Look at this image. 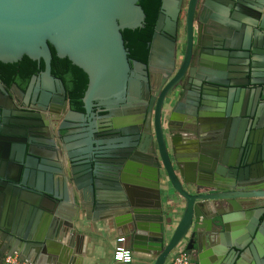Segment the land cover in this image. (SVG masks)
Listing matches in <instances>:
<instances>
[{
  "label": "water",
  "instance_id": "obj_1",
  "mask_svg": "<svg viewBox=\"0 0 264 264\" xmlns=\"http://www.w3.org/2000/svg\"><path fill=\"white\" fill-rule=\"evenodd\" d=\"M182 1L161 0L143 62L125 46L154 0H0V62L27 56L44 63L25 89L15 85L19 96L2 91L0 255L78 262L84 246L74 227L88 222L92 206L107 212V230L124 234L132 252L149 253L153 264H164L183 241L198 264L208 256L240 264L249 255L250 264H264V219H245L244 227L242 218L264 214V145L247 127L257 117L251 77L264 68V0H218L219 14L203 0L197 19L198 0H188L180 31ZM208 18L218 22L209 31ZM195 47L220 57L201 61ZM52 53L87 75L83 111L69 107L51 73ZM155 81L147 109L138 108L141 87L149 91ZM191 88L196 104L220 113L224 127L196 123L192 102L181 100ZM58 91L65 114L49 141L42 117L61 101ZM18 106L17 118H5ZM171 192L184 202L173 229ZM37 211L45 214L42 225Z\"/></svg>",
  "mask_w": 264,
  "mask_h": 264
},
{
  "label": "crops",
  "instance_id": "obj_2",
  "mask_svg": "<svg viewBox=\"0 0 264 264\" xmlns=\"http://www.w3.org/2000/svg\"><path fill=\"white\" fill-rule=\"evenodd\" d=\"M198 95V94H197ZM196 94L195 95H189L185 96V98L181 97V100L185 105L192 106L194 109V116L195 121H203L205 124H210L211 127H213L215 130H217L218 127L221 125H226V122L223 121L222 116H220L216 110H210L208 112L203 111L202 108H200V105L196 104ZM200 136H206V133L200 132ZM198 138H196L197 140ZM69 148V151L73 150L72 142H69L67 145ZM138 191V190H137ZM172 193V200H174V207H173V213H172V225L171 229H173L180 219L182 212L184 210V202L181 200L174 192ZM250 207L245 206V209H249ZM15 213H19L18 217L21 218L23 216L22 208L15 209ZM88 222H85L84 226L81 227L79 225H75L74 232L78 234L82 240H83V249L80 254V260L74 264H153L154 263V257L149 255V253L141 251H133L132 252V260L129 263L119 262L114 259V251L117 248L119 244H117L116 239L119 236H125L124 234H116L115 229L112 227H109V230H107L106 227V220L110 221L108 219V214L104 209L90 207L87 212ZM258 217L260 219H264V214L260 213L259 215L251 214V216H245L243 215L242 218L244 219L243 226L245 227V219L249 221V218L252 217ZM248 217V218H246ZM33 218L36 220L38 225H42L45 214L43 212H35ZM107 218V219H106ZM186 241L181 242L179 245L184 246ZM123 247L126 249H131V243L128 241L127 237L125 236V242L123 243ZM212 247V245H211ZM210 247V248H211ZM179 248V246H178ZM178 248L174 249L170 255L166 258L164 264H171V259L173 255L178 251ZM48 253H46L47 255ZM49 255V254H48ZM47 255V256H48ZM191 258L197 261V256L194 253H190ZM219 255L218 254H214ZM223 256L231 257L232 260L236 258V256L232 255L230 252H227L226 250L222 253ZM4 257V255H0V260ZM251 256L249 255L248 259L246 260L245 257L242 258V262L240 264H250L249 259ZM241 259V257H239ZM40 260V259H39ZM207 264H217V257H207ZM64 263V262H61ZM223 263V262H222ZM219 263V264H222ZM37 264V263H34ZM38 264H49L46 260H43ZM55 264V263H53ZM64 264H70V263H64Z\"/></svg>",
  "mask_w": 264,
  "mask_h": 264
},
{
  "label": "flooded vegetation",
  "instance_id": "obj_3",
  "mask_svg": "<svg viewBox=\"0 0 264 264\" xmlns=\"http://www.w3.org/2000/svg\"><path fill=\"white\" fill-rule=\"evenodd\" d=\"M187 1L188 0L182 1L181 12H180V15L178 18V28L180 31L182 30V25H183L184 19H185V8L187 5ZM245 2L247 3L246 0H245ZM202 3H203V0H198L195 19H197L198 10H201L203 7ZM209 5H208L207 10H210L213 13L219 14V9H220L219 6L222 5L221 2H219L218 0H210ZM234 12H235V16H237V17H240V18L245 19V20L248 18V15L246 13L244 14L240 10H234ZM245 12H246V6H245ZM217 23L218 22L216 20H214L212 18L211 19L208 18L206 20L208 31L211 30V26L213 24H217ZM195 24H196V22H195ZM245 27H246V24H245ZM196 29H197V26H196ZM234 32H237V30H234ZM244 34L246 35V31H244ZM182 38H183V36L181 37V39ZM257 39H258V41H260V39H261V36L258 33H257ZM126 49L128 51V56L135 59L132 56L133 51L130 48H126ZM181 49H183V48H181ZM181 53H182V50H180V52L177 54L178 58L181 57ZM198 54L200 56L201 61H206V60L213 61L215 58L220 57L219 55L214 54V52H201L200 53L199 49L197 47H195L194 55L198 56ZM260 55H262V54H260ZM38 73H34V74H38ZM21 75H22V70L19 67L0 65V100L1 99L4 100V98H6L5 94L2 93L3 90L12 91V93L16 96L20 95V92L16 88L15 85H17L20 89H25V87L27 86L31 77L33 76V75H31L28 82L24 86L20 82V76ZM55 77H57V76H55ZM57 78H59V77H57ZM59 79L62 81L64 89H65V99L69 101L66 86H65L63 80L61 78H59ZM251 79L253 81H257L256 82L257 84L251 85V88L253 90V92H252L253 93V99L255 98V96H257V104H256L257 117H255V116L249 117L248 126H247L248 127V133L253 140L254 139L256 140L257 145L263 146L264 145V68L261 67V68L257 69V71L255 72V75L252 76ZM158 86H159V82L155 81L153 83H150L149 91L144 86L141 87L140 98H138V102L135 103V105L138 106V108H142L143 110H146L148 105H149V102H150V97L152 96L153 92L157 89ZM188 94L191 96V95H195V94L197 95L198 93H197L196 89L191 88V89L187 90V96H189ZM56 95L58 96V99L61 101L56 102V104H53V106L51 107V113L45 112V113H43L44 115L42 117L44 133H46V139L49 141L57 139V129H58V126L62 124L63 116L65 114L63 112L64 107H65V102L62 101L63 97L61 96V92H59V91L56 92ZM69 107H70V102H69ZM19 108H24V106H18L17 108H15V110L11 108L10 114L6 115L5 118H8L9 120L12 118H17L15 116L17 115L16 113L20 112ZM13 112L15 113V116H14V114H12Z\"/></svg>",
  "mask_w": 264,
  "mask_h": 264
},
{
  "label": "trees",
  "instance_id": "obj_4",
  "mask_svg": "<svg viewBox=\"0 0 264 264\" xmlns=\"http://www.w3.org/2000/svg\"><path fill=\"white\" fill-rule=\"evenodd\" d=\"M161 0H154L151 7L145 14V20L142 27H138L130 40L126 44V48H130L132 56L141 61H146L149 50V41L153 34L154 24L157 17ZM7 65L19 67L22 70L20 82L25 86L31 75L40 72L44 68L43 61L38 64L36 60H32L27 56H23L21 60L13 63H3ZM51 73L61 78L66 86L70 107L74 110L82 111V97L87 88L88 77L82 69L73 65L68 58H59L52 53Z\"/></svg>",
  "mask_w": 264,
  "mask_h": 264
},
{
  "label": "built area",
  "instance_id": "obj_5",
  "mask_svg": "<svg viewBox=\"0 0 264 264\" xmlns=\"http://www.w3.org/2000/svg\"><path fill=\"white\" fill-rule=\"evenodd\" d=\"M117 248L114 251V259L119 262L129 263L132 260V251L123 247L125 236H119L116 239ZM179 246V248H178ZM178 251L173 255L171 264H198L196 260L191 258L190 252L178 245ZM0 264H28L26 261H20L16 256L6 255L0 260Z\"/></svg>",
  "mask_w": 264,
  "mask_h": 264
}]
</instances>
